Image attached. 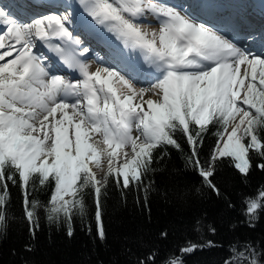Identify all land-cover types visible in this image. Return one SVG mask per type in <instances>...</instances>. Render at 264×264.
<instances>
[{
	"label": "snow or ice",
	"instance_id": "1",
	"mask_svg": "<svg viewBox=\"0 0 264 264\" xmlns=\"http://www.w3.org/2000/svg\"><path fill=\"white\" fill-rule=\"evenodd\" d=\"M96 24L114 33L125 47L139 50L153 81L139 87L136 69L122 73L82 59L80 40L69 14H46L23 21L0 5V231L6 227L9 181L23 192L25 216L35 235L39 211L49 223H66L87 214L85 194L95 198L97 235L105 238L101 197L110 179L118 187H139L153 171L154 153L181 150L182 133L191 149L187 165L217 195L212 177L217 161L231 158L247 177L250 153L264 159V55L238 46L220 32L166 3L152 0H78ZM16 8L24 9L22 3ZM26 10V9H25ZM151 15L158 31L138 22ZM60 44H52V41ZM41 42L79 78L51 71L35 49ZM6 57H11L7 59ZM216 145L206 162L199 148L209 126ZM161 159L163 156L160 157ZM264 170V163L257 165ZM54 183L46 205L30 199L36 184ZM147 191V190H145ZM264 211V187L245 200V214ZM166 235V233L164 234ZM200 245L189 243L187 254ZM236 264H264L255 250L233 247ZM143 264V262H142ZM168 264H182L173 258ZM226 264L231 262L226 261Z\"/></svg>",
	"mask_w": 264,
	"mask_h": 264
},
{
	"label": "trees",
	"instance_id": "2",
	"mask_svg": "<svg viewBox=\"0 0 264 264\" xmlns=\"http://www.w3.org/2000/svg\"><path fill=\"white\" fill-rule=\"evenodd\" d=\"M216 130L210 125L203 138L202 162L216 145ZM175 138L181 150L168 147L166 155L157 150L154 170L139 187L122 189L110 179L101 197L103 240L97 235L95 198L90 190L85 194L87 214L74 217L72 236L67 234L66 223H49L43 210L33 235L19 183L9 181L0 264H168L173 258L182 264H236L233 247L246 252L247 246L260 259L264 256V211L249 218L245 200L264 187V170L257 167L264 159L250 153L252 168L247 177L235 169L231 158L217 161L212 177L220 192L217 195L187 165L191 149L186 137L177 132ZM53 190L52 182L37 183L30 199L46 205ZM189 243L200 247L181 252Z\"/></svg>",
	"mask_w": 264,
	"mask_h": 264
},
{
	"label": "bare ground",
	"instance_id": "3",
	"mask_svg": "<svg viewBox=\"0 0 264 264\" xmlns=\"http://www.w3.org/2000/svg\"><path fill=\"white\" fill-rule=\"evenodd\" d=\"M24 6H26V4H24ZM207 8L206 7H203V10L205 11ZM72 11V19H73V21H75V20H77V19H79V18H82V15H80V13H85V15H84V17L85 18H87L88 20L89 19H91V17H89L88 15H87V13L84 11V9H81V6H80V4H76V5H74L73 6V8L71 9ZM210 10H212V8H210ZM240 11V8L239 7H235V12L237 13V14H239V15H241V13L239 12ZM200 15H201V13H198V14H196V18L198 19L199 17H200ZM219 16H221V14L219 15ZM77 22V21H76ZM91 22H93V20H91ZM94 24H96L95 22H94ZM99 26H101V25H99ZM99 26H96V28L98 29V30H101V27H99ZM151 31H156V29H154V28H151ZM111 34L110 35V37L111 38H113L114 40H116V41H118L119 42V44L121 43L122 44V41L120 40V39H117L116 38V36H115V34L114 33H112V32H106V34ZM116 43V42H115ZM117 45V44H116ZM244 45H246V46H249V45H247L246 43L244 44H242V46H244ZM250 51L251 52H253V53H255V54H262V55H264V53L263 52H261L257 47H255V46H251L250 47ZM137 53V52H136ZM135 59L137 60V62L138 63H140V64H147V67L145 68V70H151V68H149L148 67V62H145L141 57H139V56H135ZM6 60H7V57H6ZM86 62H88V63H90L91 65H92V70H95L97 67H104L103 65H99L95 60H92V59H90V60H86ZM0 63H2V62H0ZM113 68H115L117 71H120L119 69H117L116 67H113ZM134 82H136L137 83V85H138V82L137 81H134ZM139 87H142V86H140V85H138Z\"/></svg>",
	"mask_w": 264,
	"mask_h": 264
},
{
	"label": "rangeland",
	"instance_id": "4",
	"mask_svg": "<svg viewBox=\"0 0 264 264\" xmlns=\"http://www.w3.org/2000/svg\"><path fill=\"white\" fill-rule=\"evenodd\" d=\"M182 12V11H181ZM82 14H83V12H82ZM142 19H144L145 21L144 22H142V23H140L141 24V26H142V28L144 29V30H146V31H151V28H154V29H156V31H158V29H159V24L157 23V22H159L157 19H155L154 17H152L150 14L149 15H147L145 18H142ZM149 22H151V23H149ZM152 23H154V25L152 24ZM96 26H99L98 24H95ZM99 27H101V29H102V27L103 26H99ZM103 28H105V29H107L106 27H103ZM108 32V31H107ZM117 38V37H116ZM118 39V38H117ZM115 42H116V44L117 45H120L119 44V42L118 41H116L115 40ZM246 50H248L249 49V47H246L245 48ZM264 49V48H263ZM263 49H262V51H263ZM144 65V68H146L147 67V64H143ZM152 70V69H151ZM147 87V86H146Z\"/></svg>",
	"mask_w": 264,
	"mask_h": 264
}]
</instances>
